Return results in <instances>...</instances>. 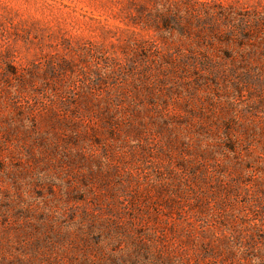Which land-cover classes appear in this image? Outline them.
Instances as JSON below:
<instances>
[{
	"label": "rangeland",
	"instance_id": "374dc122",
	"mask_svg": "<svg viewBox=\"0 0 264 264\" xmlns=\"http://www.w3.org/2000/svg\"><path fill=\"white\" fill-rule=\"evenodd\" d=\"M0 264H264V0H0Z\"/></svg>",
	"mask_w": 264,
	"mask_h": 264
}]
</instances>
